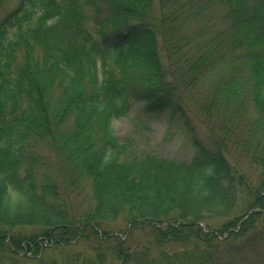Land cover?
Returning <instances> with one entry per match:
<instances>
[{"label":"trees","instance_id":"obj_1","mask_svg":"<svg viewBox=\"0 0 264 264\" xmlns=\"http://www.w3.org/2000/svg\"><path fill=\"white\" fill-rule=\"evenodd\" d=\"M154 3L19 0L0 18V261L229 264L264 212V0H160V15ZM202 3L221 7L222 27L199 22ZM238 60L246 79L237 66L218 72ZM202 80L211 94L200 95ZM133 100L148 115L169 109L194 134L192 113L209 138L193 137L188 160L133 150L113 130ZM38 144L55 154L62 179L46 169L37 178ZM235 148L259 170L256 183ZM77 182L90 191L80 211L66 197ZM120 217L122 234L102 226ZM216 217L227 219L208 229ZM139 230L146 244L132 240ZM79 241H91V256L55 258Z\"/></svg>","mask_w":264,"mask_h":264},{"label":"rangeland","instance_id":"obj_2","mask_svg":"<svg viewBox=\"0 0 264 264\" xmlns=\"http://www.w3.org/2000/svg\"><path fill=\"white\" fill-rule=\"evenodd\" d=\"M18 1L19 0H0V18L13 9ZM198 1L203 2V0ZM202 5L205 8L201 11V16L198 19L199 22L203 26H208L210 24L218 26L217 22H219V27H222L224 22H222L220 17L221 7L214 4V8L211 9L209 3L206 6L203 3ZM162 10H165V8L161 7L160 0H155L151 12L155 15H160ZM215 11H218V16H216ZM87 12V15L89 16L88 27L92 30L95 28L93 15L90 13L91 11ZM192 28L193 27H186V25H183L181 29L182 32L187 35L192 31ZM94 37H96L95 34ZM229 65H231L230 70H224L228 69ZM236 66L241 69L239 74L237 72L238 78L241 80L243 78L246 79L248 74L244 70L245 67L241 60L226 64L223 69L218 68V72L226 75L231 71L234 72ZM211 84L212 83L207 80H202L203 88L200 90V95L203 92L211 94L209 89ZM217 95L220 97L221 93L219 92ZM57 96V92L54 91V101L57 100ZM143 107L144 105L141 100H133L129 116L115 120L113 123V130L118 139L122 142H130L131 144H129L133 150L137 149L144 153H156L177 160H188L195 150V146L192 143L193 137H199L204 142L206 138H209L210 134L206 124H204L198 116L192 113H190V123L193 126L194 134L187 129L179 117L172 115L169 109L166 108L161 111L156 110L153 114L148 115L147 113H144L145 109H143ZM247 114L251 117L255 114V112L253 113L251 106L247 108L246 115ZM69 123L71 122H66V124ZM31 153L38 157L35 171H37V178L40 181H42L45 169L50 175H54L59 179H62L63 175H66V172L64 173L62 171L63 169L61 168V170L59 168V163L57 162L58 160L55 154L47 145L38 144L31 150ZM233 154V158L238 160L239 167L245 173L247 180L256 183L259 170L250 164L249 160L240 153L239 149H233ZM67 192L66 197L74 209L77 211L83 210L87 198H89L90 195L88 184H86V187L83 189L82 184L77 182V187L71 186ZM244 200L245 195L241 193L240 201ZM226 219V217L209 218L205 220V224L208 229L216 231ZM257 219L258 220L252 230L247 231L243 237L237 238L236 243L243 246L239 252H236V255H233V257L228 255L229 264H264V212ZM102 226L114 233L122 234L123 230L127 228V222L124 218L120 217L114 221H106ZM202 226L204 227L205 225L202 224ZM21 230L25 233H29L32 231V228L25 227L21 228ZM132 240L138 244H146L149 241V236L145 231L139 230L134 232ZM91 247V241H79L65 248L61 254L56 253L54 256L58 261L62 259L63 255L74 252H80L82 255L91 256L93 254ZM222 254L226 255L228 253L225 252ZM27 255L29 256V254ZM0 264H37V261L33 258H21L6 254L2 261H0Z\"/></svg>","mask_w":264,"mask_h":264},{"label":"bare ground","instance_id":"obj_3","mask_svg":"<svg viewBox=\"0 0 264 264\" xmlns=\"http://www.w3.org/2000/svg\"><path fill=\"white\" fill-rule=\"evenodd\" d=\"M22 253H20V255H21ZM27 254H29V256H30V253H27Z\"/></svg>","mask_w":264,"mask_h":264}]
</instances>
